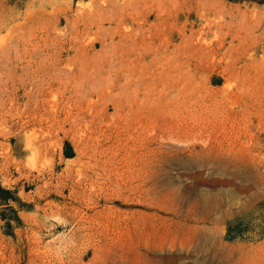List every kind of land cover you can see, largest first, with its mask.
Instances as JSON below:
<instances>
[{
	"label": "rangeland",
	"instance_id": "rangeland-1",
	"mask_svg": "<svg viewBox=\"0 0 264 264\" xmlns=\"http://www.w3.org/2000/svg\"><path fill=\"white\" fill-rule=\"evenodd\" d=\"M0 188V264H264V4L0 0Z\"/></svg>",
	"mask_w": 264,
	"mask_h": 264
},
{
	"label": "trees",
	"instance_id": "trees-1",
	"mask_svg": "<svg viewBox=\"0 0 264 264\" xmlns=\"http://www.w3.org/2000/svg\"><path fill=\"white\" fill-rule=\"evenodd\" d=\"M228 1H251V2H255L258 4H264V0H228ZM0 191L5 195L4 198L2 200H0V205H7V202L9 200H15L14 197L11 196V193L8 190H3L0 188ZM16 201V200H15ZM16 221H19L17 217H15ZM228 230V234H230L231 231V227L228 226L227 228Z\"/></svg>",
	"mask_w": 264,
	"mask_h": 264
},
{
	"label": "bare ground",
	"instance_id": "bare-ground-1",
	"mask_svg": "<svg viewBox=\"0 0 264 264\" xmlns=\"http://www.w3.org/2000/svg\"><path fill=\"white\" fill-rule=\"evenodd\" d=\"M206 201V200H205ZM207 202V201H206ZM205 204V203H204Z\"/></svg>",
	"mask_w": 264,
	"mask_h": 264
}]
</instances>
